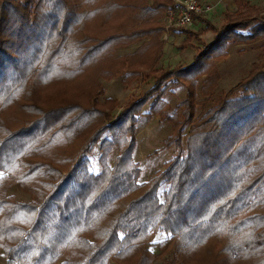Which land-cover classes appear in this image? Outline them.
<instances>
[{"label": "trees", "instance_id": "obj_1", "mask_svg": "<svg viewBox=\"0 0 264 264\" xmlns=\"http://www.w3.org/2000/svg\"><path fill=\"white\" fill-rule=\"evenodd\" d=\"M83 2L93 8H81ZM91 2L0 0V112L47 77L72 27L95 11ZM152 2L160 11H153L146 28L139 31L148 32L150 66L158 56L155 46H162L161 26L155 21L173 5L172 0ZM236 4L238 9L254 10L242 0ZM137 8L134 23L145 21L150 13L148 0L139 12ZM241 13L236 14L240 19L216 29L189 65L163 72L142 98L67 157L66 170L48 165L50 172L43 180L32 177L43 169V162H24L23 156L54 136L53 131L47 134L50 127L57 125L54 131L76 127L80 119L90 117V109L75 104L46 111L35 106L37 111H27L29 119L7 125L0 117V249L6 264H115L127 247L144 246L145 235L153 232L174 241L178 249L184 240L182 245L195 246L206 236H215L229 243L237 258L264 256V42L258 46L261 64L254 61L248 75L221 93L208 106L206 119L188 126L184 136L174 122L178 134L168 137L164 146L174 144L176 154L164 169L143 182L138 179L140 167L132 165L138 112L162 87L161 79L176 84L173 76L199 77L211 60L226 54L228 43L264 37V20ZM208 26L215 28L209 22ZM215 70L208 68V84L217 79ZM213 87L208 88V101ZM163 91L150 102L151 112L162 111L155 107ZM77 108L81 110L66 126L68 113ZM103 132L108 136L99 142ZM97 141L100 170L94 172L88 155ZM30 178L41 188L29 190V202L8 194L13 185L23 186ZM148 252L144 247V257Z\"/></svg>", "mask_w": 264, "mask_h": 264}, {"label": "rangeland", "instance_id": "obj_2", "mask_svg": "<svg viewBox=\"0 0 264 264\" xmlns=\"http://www.w3.org/2000/svg\"><path fill=\"white\" fill-rule=\"evenodd\" d=\"M91 1L93 5L95 4V11L81 24L72 27L47 77L42 76L35 87L25 90L18 100L20 102L5 107L0 112L1 119L7 125L29 119L30 114L27 111L29 108L37 111L35 106L46 111L59 107H72L75 104L83 109H90V117L80 119L76 127L71 129L67 127L69 130L65 131H54L57 125L50 127L47 134L53 131L54 136L37 150H27L26 156L22 158L24 162H43L45 165L32 176H37L38 180L48 176L50 172L48 165L66 170L67 157H72L98 130L117 120L118 115L132 101L142 98L153 87L155 80L163 76V72L174 67L189 65L194 60L195 54L212 40L216 29L227 21L239 18L236 15L238 11L242 12L244 17L264 20V0H242L243 3L254 7V10H246L244 7L238 9L236 0H213L216 2L215 9L203 17L209 19L215 28L212 30L199 18L185 27H180L194 31L188 38L189 45L184 46L179 45L181 40L178 41L176 36H173L171 29L164 36V41L173 47L165 50L162 49L163 45L160 48L156 45V51L153 52L158 56L150 66L147 63L152 60L148 51L150 47L148 32L139 33L146 28L148 21L134 23L132 17L135 6H138L137 12H139L141 4L147 0ZM132 2L136 5L131 4ZM87 6L88 4L83 2L81 8L86 10ZM88 7V9L93 8L91 5ZM134 32L137 34L131 35ZM262 42L264 37L248 43H228L226 54L211 60L210 65L207 64V69L205 68L206 71L199 77L185 78V80L182 76L179 78L173 76L172 79L176 80V84L165 78L161 79L162 87L144 102L135 122L132 165L140 167L139 181L145 182L152 178L157 171L164 169L170 158L175 156L174 144L164 146L168 137L174 139L178 134V127L174 122L177 121L180 128L182 127V136H184L188 126L208 117V106L221 93L248 75L254 61L261 64L262 58L259 55L261 49L258 46ZM195 47H200V50L195 52ZM84 54L86 56L83 59ZM212 67L216 68L218 76L208 84V68ZM211 87H213L212 95L208 101V88ZM161 90H164L160 95L161 101L155 108L162 111L151 112L149 104ZM81 108H77L76 112L71 110L68 113L66 126ZM189 114L192 115L191 118ZM129 135L128 133L125 135L126 141L129 140ZM106 136L108 133L103 132L98 141ZM98 141L88 155L94 172L100 170L98 157L101 149ZM115 152L116 149L111 154ZM18 173L14 174L18 175ZM30 179L32 181H27L23 186L13 185L9 188L8 194L17 199L19 197L17 192L21 190L31 199L30 189L41 186L34 181L35 178ZM124 202L119 204L125 206ZM102 222H106V218L102 219ZM144 243V246L134 244L132 247H127L124 255L114 261L115 264H264V256L261 257L259 253H252L251 255H255L246 259L237 258L238 254L233 256L229 243L218 241L215 236L209 239L206 236L202 243L195 246H184L179 243L180 249H178L174 241L171 242L161 233L153 232L145 235ZM144 247L151 251L145 254V257L142 253Z\"/></svg>", "mask_w": 264, "mask_h": 264}, {"label": "built area", "instance_id": "obj_3", "mask_svg": "<svg viewBox=\"0 0 264 264\" xmlns=\"http://www.w3.org/2000/svg\"><path fill=\"white\" fill-rule=\"evenodd\" d=\"M216 2L209 0H173V5L165 10L164 30L185 27L197 18L213 12Z\"/></svg>", "mask_w": 264, "mask_h": 264}, {"label": "crops", "instance_id": "obj_4", "mask_svg": "<svg viewBox=\"0 0 264 264\" xmlns=\"http://www.w3.org/2000/svg\"><path fill=\"white\" fill-rule=\"evenodd\" d=\"M173 1V0H172ZM210 1V0H209ZM211 1H213V0H211ZM234 1V0H233ZM152 0H149V6H150V13L148 14V16L146 17V19H145V21H147V20H149L148 18H149V16H150V14L153 12V11H160V10H158V8L156 7H153L152 6ZM165 10L166 9H164V11L162 10L161 11V14L159 15V17L156 19V23H158L160 26H161V34H160V40L162 41V45H163V47H162V49H164L165 48V50L167 49V50H170L171 49V47H173L171 44H168V43H166L165 41H164V39H165V35L166 34H168V33H165V30H164V24H165V22H164V16H165ZM151 20V19H150ZM200 21H202V23H204L205 25H208V22L211 24V22L209 21V19H207L206 17H202V18H200ZM173 36H176V39H178V41H180L181 40V42H180V46H184L185 44H188L190 41H189V37L191 36L190 34H193L194 33V31L193 30H191L190 28L188 29V28H180V29H173ZM173 36H171V38H173ZM185 36V37H184ZM184 37V38H183ZM189 45V44H188ZM200 47H198V48H196L195 47V52H197L198 51V49H199ZM196 55V54H195ZM142 181V180H141ZM15 187V186H14ZM13 187V188H14ZM17 188H18V186H17ZM20 190V189H19ZM10 191H11V189H10ZM12 192V191H11ZM20 193V194H19ZM19 193L17 192V195L19 196L18 198H17V200H22V201H25V202H29L30 201V196L29 195H27V194H25L24 192H22L21 190L19 191ZM6 260H7V257H6V254H5V252L4 251H2L1 249H0V264H6Z\"/></svg>", "mask_w": 264, "mask_h": 264}]
</instances>
